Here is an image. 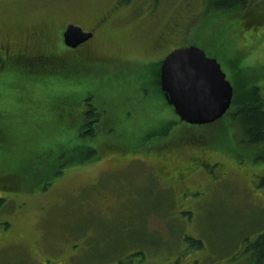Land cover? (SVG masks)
<instances>
[{"label": "rangeland", "instance_id": "374dc122", "mask_svg": "<svg viewBox=\"0 0 264 264\" xmlns=\"http://www.w3.org/2000/svg\"><path fill=\"white\" fill-rule=\"evenodd\" d=\"M246 9L210 0H0V43L10 42V54L43 53L0 65V264L44 256L114 264L117 254L122 264H252L248 247L264 230V145L247 144L231 114L181 120L148 81L151 62L195 44L233 86L245 80L264 98V0ZM104 16L93 54L64 43L66 21L91 28ZM87 106L101 118L87 143L101 149L80 163ZM138 148L166 151L143 164L130 159ZM154 160L169 173L193 161L195 170L169 183L153 174Z\"/></svg>", "mask_w": 264, "mask_h": 264}, {"label": "water", "instance_id": "95a60500", "mask_svg": "<svg viewBox=\"0 0 264 264\" xmlns=\"http://www.w3.org/2000/svg\"><path fill=\"white\" fill-rule=\"evenodd\" d=\"M90 36L91 32L73 23L64 31V41L72 47ZM161 87L180 118L192 124L223 117L234 96V86L221 63L195 44L175 48L166 55L161 65Z\"/></svg>", "mask_w": 264, "mask_h": 264}, {"label": "trees", "instance_id": "16d2710c", "mask_svg": "<svg viewBox=\"0 0 264 264\" xmlns=\"http://www.w3.org/2000/svg\"><path fill=\"white\" fill-rule=\"evenodd\" d=\"M250 0H210V5L214 8H225V9H236L240 8L241 10H247ZM154 76H158L157 86L161 93H163L160 85V71L154 72ZM146 77V74L144 75ZM239 84L237 80V85H234V96L232 100L231 107L225 113L231 114L232 118L242 127L245 136V142L251 146H260L264 145V98L261 94L260 87L257 85H252L251 87L245 84V80ZM160 95H164L161 94ZM168 105H170L167 102ZM91 107V106H90ZM93 112L89 115L84 116L85 120L83 124L80 125V133L82 136L81 143L78 146V153L80 163H85L98 157L100 154L99 150L93 145L88 144L87 142L93 140L97 131L93 127V124L101 122L99 114L95 107ZM87 109V108H86ZM85 115V113H83ZM178 116V114H176ZM224 115V116H225ZM87 117L92 119L90 126L87 124ZM88 129V130H86ZM169 131L162 130L157 132V136L160 137L161 134L166 135ZM145 138H150L149 136H142ZM160 139V138H159ZM125 149V148H124ZM127 150V148L125 149ZM118 155H126V152L122 150ZM77 159V158H76ZM74 159V162H77ZM264 184V181L262 182ZM7 198L0 195V210L6 205ZM5 224L10 225L9 222ZM186 240H188L191 245L202 248L204 246L203 240L198 239L192 236L187 235ZM252 252V264H264V230L258 234L254 242L248 247ZM229 264V263H228Z\"/></svg>", "mask_w": 264, "mask_h": 264}, {"label": "flooded vegetation", "instance_id": "af4514ba", "mask_svg": "<svg viewBox=\"0 0 264 264\" xmlns=\"http://www.w3.org/2000/svg\"><path fill=\"white\" fill-rule=\"evenodd\" d=\"M104 19H105V16L104 17H102V18H98L97 19V22H96V24L94 25V26H92L91 28H89V27H85V25H83V24H81V23H79L78 21H72V20H68V21H66L65 22V28H64V30H63V41H64V31L66 30V28H67V26L69 25V24H71V23H73L74 25H78V26H81L82 28H83V30L85 31V32H91L92 33V36H90L87 40H85V41H83L82 43H80L79 45H77L76 47H72V46H69V45H67L66 43H65V41H64V43L67 45V46H69V47H72V48H79V47H85V52H87V53H90V54H93V52H90L89 51V44L92 42V41H94V42H96V39H98V37H100L99 36V34L100 33H102L103 31H101V30H99L100 28H101V26L104 24L103 22H104ZM76 20H78V19H76ZM81 22H85L84 20L83 21H81ZM178 47H181V46H178ZM178 47H175V48H178ZM174 48V49H175ZM10 49H11V44H10V42L9 41H7V42H3V43H0V65H1V63H7L8 61H10V59L12 58V56L13 55H17V58H22V57H25V58H22L21 59V61H25V59H27V58H31L32 60H34V61H36L37 59H42L43 58V53L41 54H39V55H34V56H32V57H30L29 55L26 57V56H24V55H22V54H19V53H17L16 54V52H13V54H10L9 52H10ZM173 50V49H172ZM171 50V51H172ZM169 53V52H168ZM167 53V54H168ZM167 54H165V56H163V57H161V59L160 60H157L156 62H151V64H153L155 67H152L151 68V71H150V74H152L153 75V78H151L150 80H148L147 79V77H144V75L146 74V76H148L149 75V71L148 72H146V73H144L141 77H144V79H147L151 84L153 83V85L156 87L157 86V81H158V76H154V72H158V71H160V85H161V65H162V62H163V59L166 57V55ZM45 55V54H44ZM113 58H116V57H113ZM152 58H154V57H152ZM144 84V83H143ZM147 84V83H146ZM146 84H144V85H146ZM158 87V86H157ZM161 89H162V87H161ZM163 91V90H162ZM163 94H164V92H163ZM166 98V97H165ZM166 100H167V98H166ZM168 102V101H167ZM169 103V102H168ZM171 106V105H170ZM172 107V106H171ZM87 109L84 111L85 112V115L84 116H86V115H89L90 114V112L92 113L93 112V108H91L90 106H87L86 107ZM173 109V108H172ZM181 119V118H180ZM181 120H183V119H181ZM87 124L90 126V124L92 123V119L90 118H88L87 117ZM189 123V122H188ZM86 130H88V129H86ZM145 150H142V149H139L138 148V150L137 151H135L134 153L135 154H133V156H131V158H130V156H128L126 159L128 160L129 158L130 159H132V160H137V159H140L142 162H143V164H144V162H149L150 160H152V159H155V157L156 156H158V154L159 153H163V152H165L166 150H163V151H161V152H159V153H157V151L156 150H152V149H146V148H144ZM162 149V148H161ZM139 155V157H137ZM140 155H141V158H140ZM142 157H145L144 159H142ZM216 162V161H215ZM215 162H213V163H215ZM149 166H151V165H153V166H151L152 167V172H153V174L155 175V176H157L158 178H161L162 179V181H165V182H169V183H171V182H176V181H178L179 183H185L188 179H189V177H188V175L192 172V171H194L195 170V166H194V161L192 162V163H189L188 165H186V166H184V167H181V166H177V167H174V168H172V171L169 173V171H167V170H164V163H162V162H160L159 160H154V162H152V163H147ZM125 165V164H124ZM123 168V167H122ZM154 168H157V172H155V170H154ZM121 170H123V169H121V168H117V169H114V170H112V169H110V170H108L109 172H119V171H121ZM165 171H167V172H165ZM222 171H224V170H222ZM225 172V171H224ZM169 173V174H168ZM186 187V186H185ZM184 187V188H185ZM10 224V223H9ZM9 227V225H7V224H5L4 223V228L5 229H7ZM2 231L4 232V230L2 229ZM193 237V236H192ZM74 248H73V250L71 251V253H70V257H71V259L73 260V258H74V255L76 254V253H78V252H76L77 251V248L79 247V246H82V244L80 243V242H75L74 243ZM76 248V249H75ZM85 249V248H84ZM42 259V264H47L48 263V258L46 257V256H44V257H42L41 258ZM113 261H114V264H122V256L119 254H117V256L113 259ZM134 264H136V263H134Z\"/></svg>", "mask_w": 264, "mask_h": 264}]
</instances>
